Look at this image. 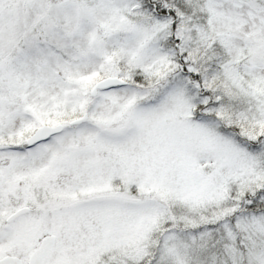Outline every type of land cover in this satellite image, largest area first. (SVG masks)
<instances>
[{"label":"snow or ice","instance_id":"6c2138e0","mask_svg":"<svg viewBox=\"0 0 264 264\" xmlns=\"http://www.w3.org/2000/svg\"><path fill=\"white\" fill-rule=\"evenodd\" d=\"M0 264H264V0H0Z\"/></svg>","mask_w":264,"mask_h":264}]
</instances>
